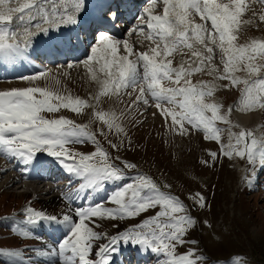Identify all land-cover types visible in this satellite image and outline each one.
Instances as JSON below:
<instances>
[{
    "label": "snow or ice",
    "instance_id": "6c2138e0",
    "mask_svg": "<svg viewBox=\"0 0 264 264\" xmlns=\"http://www.w3.org/2000/svg\"><path fill=\"white\" fill-rule=\"evenodd\" d=\"M161 7L162 11H156ZM86 9V0H70V7L69 0H64L63 5L60 0H16V6L13 0H0V59L13 64L25 59L36 35L77 25L79 15ZM246 9V0H149L129 32V35L135 33L149 41L151 46L147 50H137L129 39H118L107 31L97 33L91 54L83 61L93 79H97L90 64L93 61L105 77L92 99L99 102L101 96H130L132 93L127 89L131 88L137 94L129 107L141 102L149 105L151 100L166 123L170 118L173 130L186 134L189 129L185 125H190L202 131L204 139L219 144L221 155L246 158L252 165L259 161L264 168V138L258 139L251 130L233 125L229 118L233 108L241 112L264 111V39L237 42L241 26L250 23L242 19ZM118 17L119 13L114 11L108 19L115 23ZM196 17L200 22H196ZM14 20L26 21L36 31H31L29 26H25L22 33L14 31L11 27ZM259 20L264 21V14ZM180 48L190 49L195 58L194 62H188V67L184 63L174 67L169 59ZM217 51L222 72L212 65ZM205 68L210 75L219 73L216 78L227 80L233 87L243 85L238 101L226 112L222 104L212 99L215 85L206 81L193 84L190 79L194 72H202ZM241 70L247 72V78L236 75ZM41 78L59 84L48 71L19 79L38 81ZM88 107L93 108L94 118L109 130L115 129L117 134L125 131L118 123L124 118L123 112L95 110L87 100L51 87L0 91V155L9 162L22 164V174L29 172L28 166L34 163L38 153L54 158L66 173L79 181L78 188L61 194L69 203L78 200L83 203L82 190L91 199L93 193L104 190L110 183L118 185L108 197L114 207H106L103 201L87 203L69 208L60 218L43 210L26 208L24 223L27 226L47 221L49 225L62 227L66 233L57 244L47 245L45 250L37 249L36 255L54 260L56 264H115L114 256L119 254L121 246L131 245L139 246L142 252L156 254L158 259L164 257L160 264H198L205 260L206 257L195 255L192 249L177 253L178 245L196 243L185 239L196 220L179 197L162 190L166 185L158 184L143 173L131 176L130 170L136 165L119 157L113 159L87 125L77 124L64 116L48 118L46 115L61 110L81 113ZM217 122L229 126L227 145L222 143L224 129L218 127ZM232 127H240V131L233 132ZM100 134L104 135L103 131ZM87 142L96 145L91 153L75 152L68 147ZM109 144L119 150V145L111 141ZM209 155L213 160L217 158L216 152ZM125 179L130 182L121 184ZM193 200L194 206L205 207L206 198L200 193H196ZM157 208L159 211L154 215L116 234L107 236L95 230L94 218L127 221ZM16 231L23 237L32 236L28 227ZM100 240L106 242L97 246ZM22 255L19 249H0V256L9 257L10 264H19Z\"/></svg>",
    "mask_w": 264,
    "mask_h": 264
},
{
    "label": "rangeland",
    "instance_id": "374dc122",
    "mask_svg": "<svg viewBox=\"0 0 264 264\" xmlns=\"http://www.w3.org/2000/svg\"><path fill=\"white\" fill-rule=\"evenodd\" d=\"M62 2L64 4V0H60V3ZM13 6H16V0H13ZM263 9V5L257 2L253 5H247L242 19L248 20L250 23L241 26V30L238 32V43H246L252 38L264 39V21L259 20V16L264 14ZM195 19L196 22H200L199 17ZM25 25H27L26 21L21 23L18 20H14L11 27L12 30L22 33ZM30 30H35V27L31 26ZM136 39L137 42L140 40V48L143 50H147L151 46L150 42L145 40L144 37ZM197 47L200 46L197 45ZM86 58L87 56L85 55L78 61H56L42 68H39L40 66H38L36 58H33L35 60L34 64L37 67L24 75L1 77L0 91L30 86H47L59 90L63 94H71L73 97L78 96L85 99L95 107V110H111L117 114L123 112L125 114L124 118L118 121V123L123 125L125 131L119 134L116 133L115 129L109 130L101 121L94 118L92 107L85 108L81 113L61 110L59 113H49L46 115L48 118L64 116L77 124L87 125L88 130L96 135V139L99 142L102 141L101 146L104 145L106 147L103 148H105L110 156L116 151L113 159L118 157L116 154L118 153V155L123 156V160L132 161V164L136 165L135 169L130 170L131 176H135L137 173L146 174L158 184L162 186L166 185L167 187H162L163 191L179 197L186 208L189 209V214L196 220L195 226L189 229L185 237L186 240L196 241V243H185L181 249H192L195 255L204 256L202 254L203 246L209 252V256H204L206 259L198 262V264H264V168L260 167L259 161L255 165H252L246 158H240L235 155L229 158L221 155L219 144L204 139L203 132L192 129L190 125H185L189 129L186 134L173 130L170 118L166 123L153 104L148 106L141 102L135 107H129L137 94L131 88L127 89L129 93H132L130 96H101L99 102L95 101L92 97L97 94L100 81L105 77L103 73L99 72V65L93 61L90 64L97 76V79H93L89 69L83 63ZM169 59H172L174 67L180 66L181 63H184V66L188 67V62H194L195 60L191 56V50L187 48L178 49ZM39 64L42 63L39 62ZM212 65L222 72L223 66L220 63L219 51L216 52ZM193 66H195L194 63ZM41 71H48L50 76H55L59 80V84L45 78H41L38 81L19 79L20 77L34 75ZM218 75L219 73H212L210 75L208 69L205 68L202 72H194L190 79L193 84L199 81H206L215 85L212 99L222 104L223 111L226 112L229 106L234 105L238 101L240 89L243 85L233 87L227 80L217 79ZM236 75L241 78H247L248 74L246 71L241 70ZM225 85H228V87H225ZM223 93H228L231 101L223 102V99L219 96ZM237 112L243 117L241 118L242 120L235 118L236 112L234 113L233 108L229 117L233 125L238 124L244 129L251 130L258 139L264 138V134L262 135L264 132V111L256 109L254 113ZM246 117L249 118L246 120ZM242 123L249 125L243 126ZM217 126L224 129L222 143L227 145L229 143V126L222 122H217ZM240 127H232L231 130L239 132ZM101 131H103L104 135L100 134ZM104 140L119 145V150L113 149ZM86 144L95 150L96 145L90 142L83 144L73 143L69 144L68 147L75 152L78 149H82L81 153L85 154L83 148ZM126 144L127 146L123 147ZM210 152L217 153L215 160L209 155ZM204 161H207V163H204ZM116 162L119 163V161ZM0 166L1 170L3 166ZM2 173H0V176ZM6 179L9 181L12 178L8 175ZM248 179H251V184L247 183ZM63 180L65 179L54 182L56 187L52 193L44 194L45 187H39V192L36 191L35 193L38 194L39 201L40 197L43 199V205H47L52 200L56 205L53 211H61L62 208L67 207L62 202L67 200L63 199L62 196L54 198L53 195L61 191L62 188L63 190L70 191L78 188L79 185L73 188L72 186L76 183L74 182L71 188L69 186L64 187L62 184L60 186L59 183ZM30 182L32 183L33 181ZM128 182H130V179L126 183ZM240 182H242L241 186ZM23 186L20 188H25L28 191H24V195L26 196L27 194L30 197L33 194V192H29L30 186L25 187V184ZM117 187L118 185L103 193L101 198L107 194L111 195ZM19 191L12 183L7 184L5 178H0V249L13 250L19 249L21 246L27 248L39 241L37 238L33 239L30 236L23 237L18 234L16 231L18 228L15 224L20 223L18 219L20 215L2 217L6 210H8V205L15 206L14 197L19 198L22 195ZM196 193H200L206 198L205 207L194 206L193 197ZM51 194L53 195L50 196ZM82 198L89 199L84 195V190H82ZM43 209L44 206L42 207ZM156 211H159V208L142 213L138 218H129L127 222L130 224L138 223L154 215ZM21 214L25 215V211H22ZM62 216L63 213L60 214V217ZM94 220L96 231L106 235L111 234L109 228L106 227L107 230L104 227L107 218H94ZM129 226L126 225L121 230ZM99 244L98 242L97 245ZM46 246L44 243L39 242V244L29 247L33 250L32 254L29 255L32 258L28 261L31 264H36L38 257L36 250L45 249ZM177 249H179V245ZM163 259L164 257H161L154 260V262L152 260L148 262L147 259L140 264H160V261ZM0 264H10L9 257L0 256ZM19 264H25V262L19 261Z\"/></svg>",
    "mask_w": 264,
    "mask_h": 264
},
{
    "label": "bare ground",
    "instance_id": "6f19581e",
    "mask_svg": "<svg viewBox=\"0 0 264 264\" xmlns=\"http://www.w3.org/2000/svg\"><path fill=\"white\" fill-rule=\"evenodd\" d=\"M97 1L98 0H86L87 9L79 15V18H81L82 16H84V15H86L88 13L92 14L93 4H95V2H97ZM145 2H146V4H144V5L136 4V6L133 7L134 9L137 10V13H136V15L134 17H131L130 19H124V18L122 19V18H120L119 19L120 23H118V25L115 24L112 28L107 30V32H109V34L115 36L118 39H121V40L129 39L130 42L134 43V45L137 47V50H139V48L141 47V44L139 42L135 41V38H137V37H141L142 38L143 36H139V35H137L135 33L129 35V32H130V29L137 23L138 17H139V15L142 12V10L139 11L138 7L139 6H143L145 8V7L148 6L149 0H147ZM255 2L262 4L263 7H264V3H261L260 0H246V4L247 5H253ZM60 4L62 5L63 2L60 3ZM69 7H70V0H69ZM123 20H125V22H123ZM25 26H29V25H25ZM29 27H31V26H29ZM65 27H67V26H65ZM62 30L63 29H59V30L53 29L47 34L53 36L55 38V40H59L61 38V36L63 38L66 37L65 35H61L62 34V32H61ZM35 31H33V32H35ZM43 35L44 34H38V35H36L33 38L32 45L29 47L28 52H27V56H26L25 59L19 60V61H17L14 64L13 63H8V62L4 61L3 59H0V76L1 75H3V76L11 75L12 76V75L17 74V73H21L22 74L23 72H28L29 70H34V68L37 67V66L34 64L35 60H33V58H36V56L38 57L42 53V47L41 46H47L46 45L47 42H46V40H44ZM73 50H74V54H76L75 52H78V54H76V57H74L76 59L81 57V56H83V55H90V52H91V49H90V52L86 49V50H83L82 53H80L79 49L77 47H75V48H72L71 53H73ZM140 50H143V49H140ZM150 104L154 105V102L150 100ZM235 112H236L235 113L236 118L241 119L243 117V116L241 117L240 114L237 111H235ZM251 112L254 113V111H251ZM251 112H247V113H251ZM252 116H254V115H252ZM248 118L249 117H246V120ZM0 160H1L0 163H2V164H4L5 162H8V160L3 155H0ZM5 168L7 169V171L11 170V172H13L12 169H14L11 166H7V165H5ZM29 172H30L29 173V178H31L32 180L34 179L39 184H43V186L47 185L49 183V181H50L49 177L45 178V174H44L43 171H41L39 173H35L34 168H32V169H30ZM4 173H5V171H4ZM62 175L65 176L64 174H62ZM11 178L12 179L7 181V183H12L14 186L18 185V183L21 182V180H22V179H20V177H17V176H13ZM107 187L104 190H102V191L93 193V195L94 196H100L102 193H104L107 190ZM48 188H49V191H50L51 188H52V185H48ZM73 215H74V213H73ZM31 228L33 230H37L38 232H40L41 235H45V237H44L45 242H49V241L54 242L53 245L57 244L61 239H63V236L66 234L65 230L62 227H56L55 225H49V223L46 224V222H43L42 225L31 226ZM129 246L130 245L126 246L125 250ZM137 251L141 252V250H139V249ZM23 258L26 259L25 256H23ZM38 261L41 262L42 264H45V262H47V264H56V261H54V260L53 261H48L47 257H43V258L39 257ZM120 264H131V263L129 261H125L124 262V260H120Z\"/></svg>",
    "mask_w": 264,
    "mask_h": 264
}]
</instances>
